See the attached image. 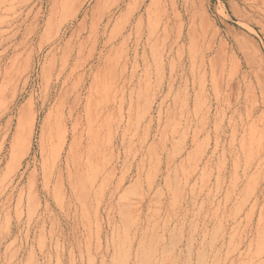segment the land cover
<instances>
[{
	"label": "rangeland",
	"instance_id": "374dc122",
	"mask_svg": "<svg viewBox=\"0 0 264 264\" xmlns=\"http://www.w3.org/2000/svg\"><path fill=\"white\" fill-rule=\"evenodd\" d=\"M0 264H264V0H0Z\"/></svg>",
	"mask_w": 264,
	"mask_h": 264
}]
</instances>
